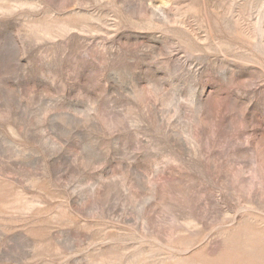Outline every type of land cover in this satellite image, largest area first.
Instances as JSON below:
<instances>
[{"label":"rangeland","instance_id":"374dc122","mask_svg":"<svg viewBox=\"0 0 264 264\" xmlns=\"http://www.w3.org/2000/svg\"><path fill=\"white\" fill-rule=\"evenodd\" d=\"M0 264H264V0H0Z\"/></svg>","mask_w":264,"mask_h":264}]
</instances>
